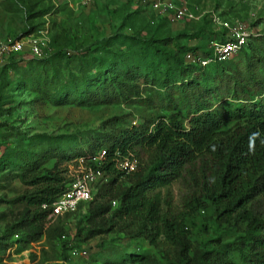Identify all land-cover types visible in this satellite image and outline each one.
<instances>
[{"label":"trees","instance_id":"16d2710c","mask_svg":"<svg viewBox=\"0 0 264 264\" xmlns=\"http://www.w3.org/2000/svg\"><path fill=\"white\" fill-rule=\"evenodd\" d=\"M17 1L26 4L27 20L41 21L31 22L21 37L49 23V51L43 58L28 61L26 53L12 56L0 71V84L25 64L27 77L41 93L36 102L55 100L59 106L137 103L145 114L131 128L95 139L87 150L74 154L58 146L57 138L46 135L25 143L26 134L15 129L21 139L0 157V189L8 188L13 180L28 189L0 200L21 207L16 213L0 214V222L6 223L0 233V263L15 244L31 246L45 240L52 245L65 238L63 219L88 205L85 227L78 232L84 241L121 231L144 237L156 247L162 237L172 250L169 264H264V55L258 47L264 38L250 36L231 61L208 66L201 62L212 57L211 46L180 41L204 38L205 25L196 35L178 37L116 34L95 48L77 46L69 53L56 49L58 37H51L58 4L40 7V0ZM161 21L168 22L165 17ZM207 37L211 45L224 43L227 33L209 32ZM211 67L212 73H207ZM63 68L67 80L62 79ZM21 85L26 86L25 82ZM4 111L0 103V115ZM7 144L5 137L0 150ZM137 148L146 160L131 173L119 170L117 161L130 157ZM101 152H105L104 162L91 165L107 181L96 194L93 191L92 201L73 214L49 219L53 204L71 183L63 164L91 160ZM175 182L183 191L179 210L170 194L163 193ZM210 208V220L221 233L201 247L194 245L188 222ZM231 234L233 240L225 241L224 236Z\"/></svg>","mask_w":264,"mask_h":264},{"label":"rangeland","instance_id":"374dc122","mask_svg":"<svg viewBox=\"0 0 264 264\" xmlns=\"http://www.w3.org/2000/svg\"><path fill=\"white\" fill-rule=\"evenodd\" d=\"M40 7L58 4L57 13L52 17L51 37H58V48L66 52H74L75 47L95 48V46L116 34L142 35L161 37H178L181 33L196 35L199 28L206 26L204 38L188 37L181 39L182 44L206 46L209 32H226L230 28H241L245 34L264 38V0H40ZM158 3L183 8L193 14V19H177L173 10L165 13L156 8ZM26 4L17 0H0V37L19 38L29 29L30 23L38 24L40 20H27ZM167 18L162 24L161 19ZM50 36V35H49ZM50 38V37H49ZM121 44L118 43L117 47ZM259 53L264 55V40L258 45ZM55 50V49H53ZM248 54V50L245 51ZM36 59L25 54L24 60ZM233 57L228 59L231 61ZM192 60V58L188 59ZM28 67L23 64L20 71L12 72L0 84V103L3 110L0 115V143L7 138L8 144L2 146L0 157L6 148H14L21 137L26 134L25 143L29 138L48 136L58 139V146L70 151L87 150L95 139L119 133L120 130L131 128L138 124L145 114V109L137 103H122L115 105L79 106L67 104L59 106L55 100L36 102L41 93L32 85L34 80L27 77ZM38 72L40 68L36 69ZM207 73H212L208 68ZM52 76V73L50 72ZM62 79H68V72L63 68ZM21 82H25L23 87ZM23 84V83H22ZM149 92L144 91V95ZM117 119L113 124L108 121ZM24 140V139H22ZM42 146H45L44 144ZM101 154V153H100ZM139 162L146 157L140 148L130 156ZM128 158V157H127ZM75 161L64 163L67 170ZM54 162L47 165L53 167ZM137 164V166H138ZM68 176V172H67ZM107 178L98 177L93 183L94 194ZM0 176V184H3ZM28 189L18 180H13L8 188L0 189V200H9L23 194ZM172 197L173 206L181 208L180 199L182 186L175 182L167 191ZM114 207L116 205L114 204ZM21 207H11L0 203V214L9 211L18 212ZM88 205L81 212L63 219L65 238L55 240L48 245L45 240L31 246L13 245L2 257L0 264H169L167 256L172 250L165 245L163 238L157 240V247L142 237H132L120 232L105 234L84 241L78 236L79 230L85 227V215ZM213 210L199 211L188 222L192 230L191 241L202 246L217 238L216 224L210 220ZM8 218V222H12ZM4 222H0V233L5 230ZM204 228L208 232H204ZM225 241L233 240V235L224 236ZM17 240V238L15 239Z\"/></svg>","mask_w":264,"mask_h":264},{"label":"built area","instance_id":"2783aa9c","mask_svg":"<svg viewBox=\"0 0 264 264\" xmlns=\"http://www.w3.org/2000/svg\"><path fill=\"white\" fill-rule=\"evenodd\" d=\"M156 8L163 9L167 13L174 11L177 19H193V14L183 8L173 5H163L158 3ZM229 35L224 43H212L213 54L211 58L202 60V66H208L216 62H225L235 54L240 52L248 43L249 36L240 28H230L227 24ZM49 23L37 33L30 34L21 38H2L0 37V71L8 64L12 56L28 53L36 58H43L50 45ZM105 160V152H101L91 160L80 158L76 160L68 169V178L71 183L67 191L53 204L49 219H56L78 211L81 205H85L93 199V183L102 173L94 169L91 164L100 166ZM138 161L131 157L117 161V168L126 173L136 170ZM45 209L46 206H43Z\"/></svg>","mask_w":264,"mask_h":264}]
</instances>
